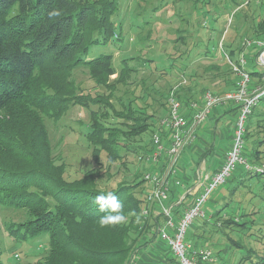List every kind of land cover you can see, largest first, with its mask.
Listing matches in <instances>:
<instances>
[{"label":"trees","instance_id":"trees-1","mask_svg":"<svg viewBox=\"0 0 264 264\" xmlns=\"http://www.w3.org/2000/svg\"><path fill=\"white\" fill-rule=\"evenodd\" d=\"M251 1L233 0V5L243 8L244 3L249 5ZM208 2L210 0L205 1ZM186 3L187 8L192 7L190 2ZM263 3L264 0H260L256 4L259 7ZM117 8L118 0H0V203L6 208L23 209L27 213L26 219L8 223L10 235L19 241L49 237V247L44 245V257L32 264H130L133 256L151 241H161L158 235L161 214L155 209L149 213L144 211L148 191L144 174L149 169L145 156L153 145L152 134L161 129L160 116L169 112L170 91L177 85L176 95L187 104L191 100L200 101L207 89L221 93L234 88L239 76L231 61L237 62L243 53L248 57L251 67L249 69L247 65L246 68L254 83L264 84V73L255 64L263 46H246L243 36L238 42L231 43H224L225 38L222 48L220 40L211 45L214 37L225 32V28L220 29L216 25L220 17L214 14L216 24L213 27H208L206 21L202 22L209 28L210 35L205 43V54L201 55L212 59L205 67V73L211 72L212 75L202 76L198 70H191L187 75L185 65L175 79L177 82L172 84L169 80L171 86L167 91L165 88V93L161 88L151 89L161 96L162 114V111L158 114L152 108L153 111L149 110L153 103L142 101L136 106L127 105L122 100L125 107L115 110L110 97L99 92H81L73 74L76 69L86 68L97 84L108 88L115 85H110L109 80L116 71L114 54H93V49L109 43L119 48V43L111 42L114 38H122L115 29ZM244 9L247 11L246 8L241 11ZM54 11L59 15L50 16ZM228 15L231 14L226 15L227 20ZM260 18H257L256 27L246 23L248 27L244 31L236 22V29L241 34L247 33V39L264 42V16ZM255 21L256 17L252 24ZM219 48L223 54L219 53ZM131 59L137 62L135 57ZM130 66L127 71H122V75L116 76H121L122 84L126 83L132 71L138 70L136 67L130 69ZM169 68L171 66L164 72H169ZM201 82H210L212 86L199 89ZM76 104L90 108L91 127L87 138L94 159L100 165L104 163L107 171L116 166L120 168L125 163L128 165V152L135 150L141 167L132 180H122L115 186L101 185L103 177L99 180L93 169L80 177H66L64 165L57 164L52 155L43 114L59 120L70 106ZM220 106L231 107L230 111L237 119L239 105ZM111 110L120 121L109 119ZM205 125L207 120L200 128ZM235 129L236 125L231 141ZM148 132H151L149 139L142 141L143 134ZM161 133L165 135V131ZM244 139V151L249 160L264 164V94L248 115ZM141 141L145 145H141ZM195 145L197 143L189 148ZM102 152L106 154L105 162ZM237 174L240 183L254 177L249 191L258 194L257 191L262 190L264 193V172L253 173L243 168ZM232 176L227 182L235 178ZM178 178L182 183L171 187L169 197L177 218L192 199V195L186 193L180 201L190 188L185 184H190L191 177L179 174ZM109 193L122 203L125 220L115 226L101 228L99 219L107 211L101 212L94 200L96 196ZM231 202L227 198L225 204L212 214L207 213L196 221L198 217L188 229L186 239L194 246L212 248L225 243L233 250L242 249L238 261L229 264H264V221L256 223L259 218L255 217L259 210L248 211L244 203L236 208L233 204L231 206ZM220 236L226 242L222 243L218 239ZM254 243H258L260 248ZM161 245L166 248L162 260L166 264H175L171 249L164 242ZM2 256L0 239V264H10Z\"/></svg>","mask_w":264,"mask_h":264},{"label":"rangeland","instance_id":"rangeland-1","mask_svg":"<svg viewBox=\"0 0 264 264\" xmlns=\"http://www.w3.org/2000/svg\"><path fill=\"white\" fill-rule=\"evenodd\" d=\"M205 1L118 0V8L114 14V20L116 33L121 34L122 38L117 39L113 37L114 39L111 42L119 43V48L109 43L106 45H98L93 49V54H100L102 52H111L114 54L116 71L111 75L109 80L111 79L110 85L114 83L115 85L108 88L102 84H97L94 76L88 69L80 68L76 69L73 75L76 78L77 84L81 87V92L85 91L92 94L99 92L108 96V98L110 97V101L115 106V110H121L125 107V104H122V100L127 105L134 104L136 106L140 105L142 101L145 104L153 103L149 107L150 111L156 110L158 114L161 111V114L164 113V109L160 105L161 96L151 89L161 88L162 93H165V88L167 91L171 83L177 82L175 79L179 76L180 69L182 67L184 68L185 65L187 66V75L190 74L191 70H198L202 76L206 77H209L208 75L211 74V72L205 73V67L210 64L212 59H207L201 54H205V43L210 35L208 27H213L216 24L213 17L214 14L220 17L216 25L220 29L225 28V32L220 36L217 35L214 37L211 45L217 40L222 41L225 38L224 43H231L232 41L238 42L242 36V41H244V39L248 38L246 37L248 34H243V32L241 34L236 29V22L240 29H244L245 31V28L248 27L246 23L255 26L259 21L257 18L264 16V3L259 7L256 4L260 0H252L249 5L244 3L243 8H246L247 11L245 9L241 11L243 10L242 7L233 5V0H210L208 3H205ZM186 2H190L192 7L187 8ZM233 11H237V13L232 14ZM228 13L231 15H228L227 20L226 15ZM254 17H256V21L252 24ZM203 21L207 22L208 27L202 24ZM227 21H229V24ZM228 26H230L229 31L227 30ZM243 26L244 28H242ZM226 31L228 33L225 37ZM219 53L223 54L220 48ZM132 57H135L137 62L136 60H132ZM129 66L131 67L130 69L136 67L138 70L132 71L126 83L122 84L121 76H116L118 74L122 75V71H127ZM170 66L172 69L169 68V72H164L166 67ZM250 67V64H248L249 69ZM210 86H212L210 82H201L198 88L201 89ZM138 95L141 96L139 99L137 98ZM43 115L52 144V155L57 164L64 165L67 178L73 179L80 177L87 170L93 169L96 176H99V180L103 177L101 185L115 186L122 180H132L137 169H140L141 163H139L138 155L134 153L135 150L133 149L128 152V156L126 157L128 165L125 163L120 168L116 166L110 171L106 170V167L103 166L104 163L100 165L94 159L92 146L89 144V139L87 138V132L91 127V111L89 107L79 104L72 105L62 114L59 120L47 114ZM165 115L163 114V116ZM163 116H160L159 119ZM109 119L112 121L121 120L112 110L110 111ZM235 120L236 117L234 114L231 116L228 115L219 122L217 135H207V139L210 142H213L215 139V145H213L215 146L213 148L215 153L219 148L225 146V144L221 143L222 137L219 130L225 124L229 126V130L232 129ZM207 121H209V118ZM150 135L151 132L143 134L142 141L149 139ZM142 141L140 144L145 145L142 144ZM193 154L196 157L191 155L189 151L183 152L182 154V162H185V159L188 161L187 167L197 165L198 161L202 160L197 157V153ZM101 157L103 162H105L106 154L102 152ZM211 158L215 159L216 162L219 160L217 153L213 157H208L207 155L204 164H209ZM242 166V164L237 166L232 176H235V178L229 180L227 182L228 184H221L216 188L204 206L205 212L212 214L217 208L223 206L228 198L233 202H231V206L233 204L236 208L239 204L244 203L246 210L249 209L248 211L250 209L257 211L258 209L259 212L256 213L255 217L259 218L256 221V223H259L260 221H264V193L262 190H258V194L249 191V186L255 181L254 177L240 183V180L237 178V173L243 170ZM189 171L192 174L190 169ZM105 179L106 181H104ZM145 184L149 187L146 182ZM237 185H239L238 188L234 189ZM232 189L234 190L231 193ZM26 218L27 213L25 210L6 208L0 203V239L3 250L2 257L6 263L14 264L15 262H19L20 264H32L36 260L44 257L43 252L46 250L44 245L49 247L48 236L19 241L9 234L7 229L9 222ZM201 218L199 217L196 221ZM216 237L218 236L216 235ZM218 239L222 243L226 242L222 236ZM219 240L218 242L220 243ZM248 240L250 238L246 240L247 244L249 242ZM254 244L257 248H260L258 243ZM212 248L216 252V255L218 253V261L216 264L236 263L240 256H242V249L233 250L225 243ZM221 249L224 250L221 252ZM223 255L226 256L227 260L224 259Z\"/></svg>","mask_w":264,"mask_h":264},{"label":"built area","instance_id":"built-area-1","mask_svg":"<svg viewBox=\"0 0 264 264\" xmlns=\"http://www.w3.org/2000/svg\"><path fill=\"white\" fill-rule=\"evenodd\" d=\"M243 44L263 46L255 64L257 69L264 73V42L245 39ZM220 47L222 48V41ZM248 63V57L244 53L237 62L231 61L234 71L239 76L235 87L221 93L207 89L200 101L191 100L184 104L176 95L177 85L174 86L169 95V112L160 119L161 129L152 134L153 145L145 156L149 169L145 172L144 179L149 187L144 211L149 213L155 209L161 214L162 222L158 226L159 239L171 249L176 259L175 264L217 263L218 257L213 248L206 245L194 246L186 239L188 229L198 217L207 215L205 204L216 188L227 182L239 164L249 172H264V164L251 162L244 151L246 120L264 94V84L254 83L252 75L246 68ZM262 80L264 81V74ZM230 103L240 106L231 147L226 151L219 168L213 173L206 171L202 165L198 167L193 187L181 196L180 201L186 193H190L192 199L183 214L177 218L169 197L171 187L182 183L178 178L183 172L182 154L190 145L197 143L200 127L213 110L217 106ZM162 131H165V135H162Z\"/></svg>","mask_w":264,"mask_h":264},{"label":"crops","instance_id":"crops-1","mask_svg":"<svg viewBox=\"0 0 264 264\" xmlns=\"http://www.w3.org/2000/svg\"><path fill=\"white\" fill-rule=\"evenodd\" d=\"M231 107H222L218 106L214 109L213 112L210 114L209 121H207V125L202 127L200 129L201 136L197 140V145L191 148H187L185 152L191 153L194 157H196L193 153H197V157L201 158V161H198L197 165L189 166L187 159H185V162L181 161V168L183 169L182 175H188V177H191L190 184L186 183L185 187L190 186V188L193 187V182L196 177V171L200 165L206 169L209 173H213L215 170H217L220 166V164L223 162V159L225 157L226 151L230 147L231 144V138L234 131V127L232 129H228L229 126L225 124L222 129L219 130V133L221 134L222 140L221 143L225 144L224 147L219 148V150L216 152L219 156V160L216 162L215 159L211 158V162L209 164H204L206 161V156L213 157L216 156V153L213 148H215V139L213 142H210L207 139V135L213 136L217 135V127L219 125V122L227 117L228 115H232L233 112L230 111ZM206 122V121H205ZM235 126V125H234ZM225 139V142H224ZM205 147V148H204ZM211 148V149H210ZM195 159V158H194ZM196 160V159H195ZM191 167V168H190ZM189 169L192 171V174L190 173ZM161 241L158 239H155L154 241H151L147 246L142 248L140 251H138L134 256V258L131 260V264H151L152 262L155 264H165V262L162 260L166 254V248H164V245H161ZM164 254V255H163Z\"/></svg>","mask_w":264,"mask_h":264},{"label":"clouds","instance_id":"clouds-1","mask_svg":"<svg viewBox=\"0 0 264 264\" xmlns=\"http://www.w3.org/2000/svg\"><path fill=\"white\" fill-rule=\"evenodd\" d=\"M59 12H52L50 16H58ZM94 203L99 206L101 212L107 211V214L100 217L99 226L105 228L108 226H115L125 220L123 214V205L118 200L117 196L109 193L107 196L99 195L95 197Z\"/></svg>","mask_w":264,"mask_h":264}]
</instances>
